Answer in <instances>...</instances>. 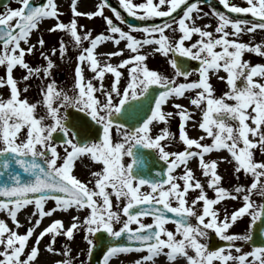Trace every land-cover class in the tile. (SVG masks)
<instances>
[{"label": "snow or ice", "instance_id": "obj_1", "mask_svg": "<svg viewBox=\"0 0 264 264\" xmlns=\"http://www.w3.org/2000/svg\"><path fill=\"white\" fill-rule=\"evenodd\" d=\"M17 2L20 7L10 8L5 4V11L0 13V66L5 67L0 88H8L7 97L0 95V177H3L0 179V211L5 212L14 225L9 227L5 219H0V264H37L39 245L46 234H50L51 239L44 250L56 254L60 253L54 248L57 236L62 234L71 240L74 230L80 227L84 228L89 252L96 247L89 238L93 234L106 233L114 239L126 237L125 243L106 247L102 264H110L112 258L132 251L146 252L132 264H155L160 256L165 257V264H179L181 260L185 264H213L214 261L219 264H228L229 261L264 264V246L254 245L250 252L241 253V248L234 243L251 242V232L227 234L234 222L245 214L251 218L250 227L257 221L264 225V200L257 204L251 199L254 192L264 197V160L255 159L257 151L264 155V63L253 65L242 59L245 52L264 57V40L257 43L242 40L245 33L264 30V0H246L247 6L219 0L231 13L251 14L257 22L233 19L224 11L213 9L218 19L214 28L216 35L205 30L209 28L208 24H196L199 18L196 14L201 12L200 0H144L140 3L118 0L119 6L132 17L141 20L167 18L159 24L140 26L129 23L126 25L128 30L120 26L125 18L109 0H100L95 11L86 13L78 12L77 0H71L73 18L69 23L59 20L56 0ZM105 7L111 8L119 24L104 15ZM178 9H182V14L177 18L173 14ZM80 15L88 18L101 16L106 33L93 35L88 30L81 34L76 19ZM45 18L57 20L49 32H66L73 47L79 49L73 92L70 95L57 88L53 80L39 87L40 100L29 102L26 96L21 97V92H27L29 86L25 84L21 89L13 72L16 66L25 69L26 74L21 78L24 81L41 72L44 77L50 76L54 61L49 55L40 53L46 60L43 67H30L25 60L26 54H32L36 47L31 44L30 37L34 30H39ZM229 26L231 31L227 30ZM135 32L142 33V37L137 38ZM167 32L179 35L170 37ZM193 35L199 38L186 45V41H192ZM83 41L88 42L87 47H83ZM37 42L41 47L45 43L42 36ZM103 42H111L116 50L98 54L96 49ZM122 42L124 47L120 48ZM145 46L166 58L171 54L168 63L174 76L170 78L148 67L147 53L141 52ZM58 49L61 56L67 51L63 38ZM125 50L131 53L127 58L117 64L110 62L112 57L123 55ZM51 53L56 54L57 48H52ZM100 55L105 56L103 62L98 58ZM184 58L199 61L198 68L194 69L198 73L197 80L188 81L192 72L184 68ZM82 65L94 74L91 79L85 80ZM126 66V83L121 87L124 76L121 69ZM221 71L226 76H220ZM106 74L113 76L107 88L104 85ZM212 75L227 85V90L220 96L215 95L210 82ZM177 77H183L187 82H177ZM153 86L158 88L153 89ZM154 91L157 94L153 95ZM189 91L194 92L189 98L190 104L200 111V119L193 127H198L204 135L189 138L186 125L193 120L192 113L186 106L173 102V107L178 110L175 115L179 117V141L185 147L168 151L162 141L172 139L174 134L164 127L159 134L153 135L152 127L161 122L167 125L174 114L164 111L163 106L176 98H188L186 93ZM145 103L148 109L136 126L118 122L129 110ZM39 105H43L46 112L37 116ZM69 108L87 113L90 123L100 126L96 141L79 139V132L73 130L76 126H69L72 123L67 115ZM46 120L50 122L46 123ZM24 129L26 132H22ZM113 130L119 139L114 140ZM57 132L62 134L58 142L54 137ZM206 138H211V142L202 143ZM144 149L152 150L148 155L158 156L165 162V172L158 173L159 178L141 170ZM221 150H226L230 159L205 160L206 154ZM126 158H131V162H126ZM193 158L197 159L198 167L207 178V188L213 190L214 198L207 196L204 184L195 178L193 169L188 166ZM77 161L86 166L98 163L101 167L90 170V179L82 181L74 174ZM221 162L233 163L234 173L243 172L252 177L246 190L244 185H236L234 190L222 186V176L218 174ZM180 166H183V173L173 174ZM178 181H182V185ZM144 186L149 190L142 191ZM190 190H198V195L189 203L187 194ZM241 192L244 193L242 206L230 215L225 210L221 218L220 209L213 206L228 198L237 199ZM49 200L55 204L46 209ZM200 202L202 206L198 211ZM30 205L33 211L27 220L31 226L20 234L15 230L21 227L18 213ZM73 209L77 212L87 209L88 215L82 220L72 216L73 222L67 228L61 219H54L35 235L28 249V241L45 217ZM144 217H151V222H143ZM169 222L175 225V231L166 227ZM114 224L122 226L115 229ZM133 224L136 227H132ZM209 230H214V234L227 243L209 250L208 244L201 242L208 239ZM259 234L264 237V227L260 228ZM233 249L237 255H233ZM190 250L194 254H190ZM61 254L65 258L53 264H73L68 245L63 246Z\"/></svg>", "mask_w": 264, "mask_h": 264}, {"label": "rangeland", "instance_id": "obj_2", "mask_svg": "<svg viewBox=\"0 0 264 264\" xmlns=\"http://www.w3.org/2000/svg\"><path fill=\"white\" fill-rule=\"evenodd\" d=\"M77 1H80V0H77ZM83 1H86V7H85L84 11L81 13L95 11L96 6L100 2L99 0H83ZM114 1L119 5L118 0H114ZM217 1H219V0H217ZM56 2L58 4V11L60 13L59 20L61 22H64V23H69L71 21V19L73 18V14L71 11V7H72L71 0H56ZM133 2L134 3H140V2H144V0H133ZM154 2H158V0H154ZM189 2H193V0H189ZM229 3L230 4L234 3L238 6H247L246 0H229ZM17 7H20V4L16 1L13 4H11L10 8H17ZM198 7L201 9V12L196 14L199 17L196 20V24L199 26H203L205 24H208L209 28H207L205 30L213 31V33H214V28H215L216 24L218 23V19L214 16L213 9H211L209 6L203 5L201 3L198 4ZM179 10H181V12H182V9H179ZM103 12H104V15L109 16L110 18H112L114 20V22L119 24V21H115V16L109 8L105 7L103 9ZM0 13H3V12L0 11ZM204 13H208V15L204 16ZM247 15H251V14H247ZM230 17L233 18L232 16H230ZM76 19H77V23H78V31L81 34H83L85 31H88V30H91L93 35H96V34L101 33V32L106 33V24H105V21L103 20V18L101 16L88 18L87 16L80 15V16H77ZM148 19L152 20L154 18H148ZM233 19H236V18H233ZM239 19H241V18H239ZM247 20H249L251 22H257V20H255V18H251V19H247ZM56 22H57V20L54 18H45L40 23L39 30L38 31L34 30L31 37H30L31 44L36 45L35 50L32 54H26V56H25V60L30 65V67L35 68V67L46 66V60L40 55L41 52H44L46 55H49L50 58L54 61V67L50 70V73H51L50 76L44 77L43 72H41L38 76L33 75L27 81H24L21 78L26 74V70L20 66H16L14 69L13 75H14V78L17 79V81L19 82L18 86L21 89L24 88L25 84H27L29 86V89L27 92H23V91L21 92V97L26 96L28 98L29 102H35L37 100H40L41 95L39 92V87L46 85L47 83H49L53 80L55 81L57 88L67 91L70 95L73 92V85H74V79H75L74 69H75V65L77 63L76 58H77L79 49L73 47L71 37L66 32L60 31V30L53 31V32L48 31V29L52 25H54ZM80 25H82L83 27L80 28L79 27ZM248 26H250V24ZM122 28H124V30H128L126 26H123ZM227 30L231 31L230 26ZM133 34L137 38L142 37V33L135 32ZM167 34L170 37H178V35H179V33H172V32H167ZM214 35H216V34L214 33ZM41 36L43 37V40L45 41V43L42 47L37 42L38 38ZM61 38H63V40L67 46V51L63 56H61L59 54V49H58V44H59V41ZM198 38H199L198 35H193L192 41H186L185 43L187 45L191 42H194ZM242 40H243V42H251V43L260 42L261 40H264V30H256L253 34L245 33L242 36ZM103 43L106 46H108V49H110L109 48L110 46H113L114 51L116 50V46L114 44H112L111 42H103ZM82 44H83V47L88 46L87 41H83ZM22 46L28 47V45H24V44H22ZM54 47L57 48L56 54L51 53V49ZM119 47L123 48L124 43L122 42ZM153 47H155V46H153ZM216 50L219 51L220 49L217 48ZM141 52L147 53L146 63L150 69L157 70L161 74L167 75L170 78L172 76H174V70L172 69V67L168 63V60L171 58V54L169 55V57L166 58L164 55H162L160 53H154L152 48H150L148 46H145L144 49H141ZM102 54H106V53H102ZM130 54L131 53L129 51L125 50L123 55L112 57L110 62L113 64H117L120 60L127 58ZM98 58L103 62L105 59V56L100 55ZM242 59L248 60L253 65L256 63H264V57H261L260 55L250 53V52H245L243 54ZM82 66L84 67V73L83 74H84L85 80L91 79L94 74L88 70L86 65H82ZM121 71L124 73V76L121 79V87H123L124 84L126 83V78H127V66L124 69H121ZM189 71L192 72V75H190L188 77V81L197 80L198 79V73H196L194 71V69H192V68ZM221 72H222L221 76H226V73H224L223 71H221ZM4 74H5V67L0 66V77H3ZM112 80H113V76L111 74H106L105 80H104V85L106 88L110 86ZM177 82H187V81H185V79L183 77H177ZM210 82L215 89V95L216 96H220L224 91L227 90V85H226L225 81L218 79L216 75H213V77H210ZM93 83L98 84V81L93 80ZM191 93H192L191 95L186 96L188 98H182L181 101H177L175 99V101L172 100V101L168 102L166 105H164L163 106L164 111L173 112V114H174L173 117L169 119V122L167 125H165L163 122H161L160 124L154 125L152 127V134L153 135L159 134L160 130L163 129L164 127H167L169 132L174 134L172 139L166 138L164 141H162V143L165 146V149L168 151L175 152V151L182 150L185 147L183 145V143L181 141H179V117L175 115V113L178 110L173 107V102L186 106L190 110V112L192 113V116L196 117L197 121L200 119V111L198 109H196L195 106L191 105L189 102V98L194 95V92L191 91ZM0 95L7 97L8 88L7 87L0 88ZM96 95L99 96V93H96ZM101 99H103V98L101 97ZM61 111L63 112L64 109H61ZM45 112H46L45 107L43 105H39L37 110H36V115L37 116L43 115V114H45ZM45 122L49 123L50 121L46 120ZM189 122H191V120ZM189 122L186 125V132H187L189 138H198L199 136L204 135L202 130H200L198 127L191 126L189 124ZM22 132H26V129L22 130ZM113 136L116 137L115 130H113ZM210 142H211V138H206L204 141H202V143H210ZM59 150L61 151V153L63 152L62 147ZM193 150H195L194 146H193ZM212 159H213L212 156H209L208 158L205 156L206 161L212 160ZM255 159L264 160V155L260 154L257 151L256 155H255ZM188 166L193 169L195 178L199 179L201 181V183L204 184L207 196L209 198H214L215 194H214L213 190L207 188V184H206L207 178L202 174V170L198 167L197 159H195L191 163V165H188ZM100 167L101 166H98L96 164H91V163L87 164V166H86L85 163H82L80 161L78 163V161H77L76 167H75L76 170L74 169V174L79 179H81L82 181H88L90 179V170H99ZM233 168H234L233 163H229V164L226 163L224 166L220 165V167L218 169V174H220L222 176V182H221L222 186L228 188L229 190H234V186L244 185L245 190H246L247 186L251 184L252 177L249 175H245L243 172H241L240 174H236V173H234ZM183 170H184L183 166H180L174 171L173 174L181 175L183 173ZM178 183H181V185H182V181H178ZM89 187H92V185L90 184ZM148 190L149 189L146 186H144L142 188V191H148ZM109 191H110V189H109ZM233 194L235 195V192H233ZM243 194L244 193L241 192L237 199L228 198V199L218 203L217 205H214L213 207L220 209L221 218L223 217L225 210L230 215V213L232 211H234V210H236L242 206ZM196 195H198V190H196V191L190 190L189 193L187 194L188 202L190 203L191 200L193 198H195ZM112 199H113V204L115 205L116 204L115 198L112 197ZM251 199L254 200L257 204H259L262 201V197L259 195H256L255 192L253 193ZM172 203H173V206H175L176 202L173 201ZM54 204H55L54 201L49 200L47 202V204L45 205V208L46 209L51 208L54 206ZM201 206H202V202H200V204L197 206L198 211L200 210ZM32 211H33V206L30 205L18 213V220L21 224V227H19L18 229H15L18 231V233L24 234L26 232L27 227L31 226V224L27 220V216ZM74 215L78 216L82 220L84 216L88 215V210L83 209V210H80L79 212L75 211L74 209L69 210L67 212L57 211L51 217L53 218V220L57 219V218L61 219L63 221L65 228H67L73 222L72 216H74ZM0 219H5V221L9 224V227H14V225L12 224V221L10 220V218L7 216V214L5 212L0 211ZM44 219L42 220V223L37 228H35V230H34L35 235H38V233L40 231H42L44 227L48 226L50 224V222L53 221V220H51L50 222L44 223L43 222ZM34 221H35V217L33 218L32 223H34ZM65 222L68 224H66ZM143 222L150 223L151 217H144ZM193 223H195L194 220H193ZM250 224H251V218L247 214H245L243 217L238 218L237 221L234 222V224L230 227V229L227 230V234H245V233H248L251 231ZM121 226H122L121 224H114L115 229H118ZM131 226L136 227L135 224H133ZM166 227L169 230L175 231V225L171 222H169L166 225ZM211 234H214V230H209L208 239L202 240L201 242L206 243L209 246V240H210ZM35 235H33V237L30 238V240H29L30 243L27 245L28 249H30V247L32 246V244L35 240ZM84 237H85V232H84L83 227H80L79 230H74V237L71 240L66 239V237L62 234L57 236L56 242L54 244V248L59 249L60 253L53 254V253H49V252L44 250L45 245H47L51 239V235L46 234L42 238L40 245H39L41 256L43 255L44 260L49 261L48 264H53L54 261L62 260L65 258L61 253L63 252V246L68 245V247L71 250V257L74 258L73 264H89V262H88L89 245H88V243ZM89 238L92 239L94 242L93 235H91ZM216 238H217V240L223 241L218 236H216ZM234 243L241 248V253L250 252L252 250V248L249 246L248 242L235 241ZM145 254H146V252H144V251H141V252L132 251L131 253H127V254H119L118 258H112L111 259V261L114 263L110 262V264H132L133 261H135L136 259H138L139 257H141ZM190 254H194V253H192L190 250ZM233 255H237V253L235 252V249H233ZM248 259L251 260V257H248ZM155 264H165V257L160 256V257L156 258ZM179 264H185V262L183 260H181L179 262ZM213 264H219V261H214ZM228 264H234V262L229 261Z\"/></svg>", "mask_w": 264, "mask_h": 264}, {"label": "water", "instance_id": "obj_3", "mask_svg": "<svg viewBox=\"0 0 264 264\" xmlns=\"http://www.w3.org/2000/svg\"><path fill=\"white\" fill-rule=\"evenodd\" d=\"M8 0H0V5L6 3ZM112 7H116V5L109 0ZM202 3H206L208 5H219L214 2V0H201ZM174 16L177 14H173ZM240 17H245L241 16ZM163 22V20H160L158 22L152 23V24H159ZM125 23L133 24V25H140L143 26L145 23L138 22L133 19L129 20L126 19ZM192 62L189 58H184L183 66L184 68L188 69ZM195 68H198V65H193ZM158 88V86H153V89ZM157 94L155 91L153 92V95ZM148 109V104L145 103L142 106L129 110L118 122L119 123H126L129 127H134L137 124V121L140 120V118L143 116L144 111ZM67 115L72 122L69 126L71 127L72 124H74L76 127L73 129L74 131L79 132V139L83 141H87L90 139H98V134L100 133L101 129L99 125H96L95 122L90 123V117L84 113L80 112L79 110L69 108L67 110ZM58 133L54 134V137L56 139V136ZM59 136V135H58ZM61 138V137H60ZM60 138H57L59 141ZM152 152V150L144 149L142 152V155L144 157V164L141 168L143 172H145L149 176L158 177V173H164L166 169V165H163L162 161H160L155 155H148V153ZM151 169V171H149ZM3 177H0L2 179ZM261 227H264V225H261L260 221L256 222L255 225L252 226V241L250 242V245L253 247L255 246H264V237H262L259 234V230ZM94 240L96 243V247L93 248L89 254V264H101L103 260V252L106 250L107 246H111L114 243H125L126 237H121L114 239L112 237H108L106 233L103 235L97 233L94 234ZM223 246L222 243L216 242L215 238H211V249H216L218 247Z\"/></svg>", "mask_w": 264, "mask_h": 264}, {"label": "bare ground", "instance_id": "obj_4", "mask_svg": "<svg viewBox=\"0 0 264 264\" xmlns=\"http://www.w3.org/2000/svg\"><path fill=\"white\" fill-rule=\"evenodd\" d=\"M77 10L79 11V12H83L84 11V9H85V7H86V1H77ZM110 49H108V46H106L104 43H102L101 45H99L98 46V48L96 49V52L98 53V54H102V53H108V52H111V51H114V47L113 46H110L109 47ZM219 75L221 76L222 75V72H220L219 73ZM211 77H213V75L211 76ZM192 93H191V91H189V92H187L186 93V96H188V95H191ZM181 99L182 98H176V100L177 101H181ZM170 101H172V100H170ZM169 101V102H170ZM197 121V119H196V117H193V120H191V122H189V124L191 125V126H193V124L195 123ZM199 121V120H198ZM23 138V137H22ZM209 156H212L213 157V159H217L218 157H228L229 159H230V156H229V154L227 153V151L226 150H221V151H219V152H216V151H214V152H212L211 154H206V157L208 158ZM196 158H193V159H191L190 161H189V163H188V165H191V163L195 160ZM226 164V162H221V163H219L218 164V169H219V167H220V165L221 166H224ZM229 164V163H228ZM51 220H53V218L50 216V217H46L45 219H44V223L45 222H50ZM66 223V222H65ZM48 224V223H47ZM66 224H68V223H66ZM35 235V234H34ZM30 243V241H28V244ZM48 260H44V256L42 255L41 256V253H40V256H39V259L37 260V264H48ZM110 262L111 263H114V262H112L111 260H110Z\"/></svg>", "mask_w": 264, "mask_h": 264}, {"label": "flooded vegetation", "instance_id": "obj_5", "mask_svg": "<svg viewBox=\"0 0 264 264\" xmlns=\"http://www.w3.org/2000/svg\"><path fill=\"white\" fill-rule=\"evenodd\" d=\"M113 138H114V140H116V139H119V137L116 135V137H114L113 136ZM129 158H126V162H129ZM78 163H79V161H78ZM96 165H98V166H101L100 164H98V163H95ZM76 170V169H75Z\"/></svg>", "mask_w": 264, "mask_h": 264}]
</instances>
